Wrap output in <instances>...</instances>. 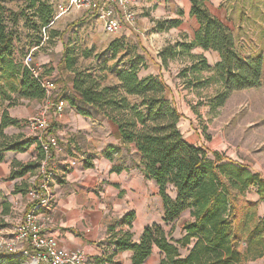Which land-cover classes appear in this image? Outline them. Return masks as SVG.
Segmentation results:
<instances>
[{
  "label": "trees",
  "instance_id": "16d2710c",
  "mask_svg": "<svg viewBox=\"0 0 264 264\" xmlns=\"http://www.w3.org/2000/svg\"><path fill=\"white\" fill-rule=\"evenodd\" d=\"M190 15L196 17L199 28L191 41L176 42L174 46L162 50L160 58L164 67L166 59L188 53L195 60L179 75L200 83L197 74L212 72L205 83L219 82L220 88L210 98L211 108L224 104L231 93L247 89L264 90V52L243 56L236 49L235 37L231 30L212 16L205 0H189ZM42 27L52 19V9L36 0H24ZM182 14V12H180ZM18 13L11 14L8 29L3 12H0V108L23 100L42 101L44 90L25 66H20L12 58L14 26ZM176 27L179 21L157 23L158 31ZM112 45H115L112 43ZM196 47L204 51L218 53L219 61L210 67L202 55H192ZM116 51V50H115ZM76 60L63 48L57 69L70 71L73 95L65 94L66 101L76 114L99 121H108L117 128L120 146H108L104 158L117 159L121 148L131 156V145L136 149L138 161L130 159L128 167L112 168L111 172L129 173L137 169L144 180L153 181L162 202V221L173 224L188 211L189 220L181 225L182 235L174 240L157 224L146 226L137 243L132 240L130 228L134 212H127L108 227L107 243L113 251L96 262L111 263L117 253L131 251V264H143L152 254L153 248L160 252L158 264H245L264 256V219L259 218L256 209L264 202V176L238 161L229 160L217 151H208L204 146L188 142L180 132L178 124L181 114L173 97H168L170 88L162 74L139 78L136 68L130 67L117 72V85L101 86L90 73L75 68ZM161 66V67H162ZM139 99L130 104L128 97ZM79 101L87 108L76 104ZM17 122L7 116L4 110L0 122V163L5 152H26L33 144L37 157L33 162L11 164L8 180L19 179L39 166L42 154L35 138L8 139L2 132L7 126ZM90 167V166H88ZM29 185L16 193L25 195ZM250 188H255L258 200L248 201L245 196ZM18 189V188H17ZM172 191L171 198L168 192ZM31 205L26 206L28 211ZM127 226L128 230L116 231L115 227ZM181 251H185L184 256Z\"/></svg>",
  "mask_w": 264,
  "mask_h": 264
},
{
  "label": "rangeland",
  "instance_id": "374dc122",
  "mask_svg": "<svg viewBox=\"0 0 264 264\" xmlns=\"http://www.w3.org/2000/svg\"><path fill=\"white\" fill-rule=\"evenodd\" d=\"M36 1L37 5L43 3L52 9L53 16L46 27L40 25L34 15L35 9L29 8L24 0H0V12L4 13L8 29L12 26L9 21L11 14L18 13L13 29L12 58L18 65L24 66V58L32 55L34 66L40 69L42 78L48 80L53 88L50 97L40 104L25 105L29 115L22 123L29 128L30 138H34L36 133L31 131L28 124L44 111L49 122L47 134H53L58 117L55 109L62 100L60 95L63 90L66 95L76 96L72 92L74 74L57 69L64 47L75 58L76 69L92 74L101 86H112L118 84L117 72L130 67L136 68L139 78L152 75V71L163 64L160 58L162 50L176 43L158 34L161 31L155 26L151 30L138 29L137 17L132 26L125 24L118 34H108L95 17L79 12L61 14L58 0ZM226 7L230 9V14L225 18L227 28L233 33L240 54L250 56L264 52V0H227ZM193 61L188 53H184L173 59L167 58L162 66V77L171 91L167 96L173 97L182 115L178 124L180 132L188 142L204 146L208 151H217L264 176V90L260 87L233 92L222 106L211 108L210 98L220 88L219 82L205 83L213 73H198L201 85L179 75ZM206 61L213 67L212 58ZM128 101L133 105L139 99L130 96ZM9 167L0 165V234H11L17 221L27 212L24 195L23 198L19 194L16 196V192L25 189L24 184L29 185L37 173V169H34L22 179L8 180L11 165ZM128 177L131 183L129 192H120V199L126 200L128 193L139 201L140 193H151V181L144 180L141 175ZM168 194L174 197L172 191L169 190ZM245 198L251 202L257 201L255 188H250ZM150 207L154 212V222L150 225L157 224L166 233L173 226L171 237L179 239L182 235L181 225L189 220L188 211L173 224L165 225L162 221L163 210L161 215L159 205L152 200ZM256 214L264 219V202L258 204ZM185 254V251H181L182 256ZM0 264H33L32 255L24 254V249L0 252ZM245 264H264V256Z\"/></svg>",
  "mask_w": 264,
  "mask_h": 264
},
{
  "label": "crops",
  "instance_id": "0c3cea01",
  "mask_svg": "<svg viewBox=\"0 0 264 264\" xmlns=\"http://www.w3.org/2000/svg\"><path fill=\"white\" fill-rule=\"evenodd\" d=\"M226 1H204L210 14L225 26H227L225 18L230 14ZM190 9L189 0H136L134 10L139 19L136 24L139 26L138 29L151 30L157 23L177 20L179 24L176 27L167 29L165 23V29L158 34H163L173 42H189L199 28L196 17L190 15ZM190 54L202 55L208 60L212 58L214 64L219 61L218 53L204 51L199 47L192 49ZM160 73L162 67L159 66L152 71V75ZM40 102L21 99L11 107H7L8 103L4 102L0 108V122L2 112L5 110L7 116L15 120L17 125L7 126L2 130L3 134L11 140L29 138L27 130L29 128L24 127L22 123L29 115V110L25 111V105ZM76 104L81 108H87L79 99ZM53 131L52 135L57 137L60 151L53 157L56 181L52 185V199L49 207L40 211L41 214L50 217V221L45 225L44 235L57 239L65 250L82 251L91 264H96L114 249L107 243L108 227L113 226L114 222L127 212L133 211L134 220L131 228L123 226L115 227V230L129 229L133 242L137 243L142 230L154 222V212L150 207L152 200L159 205L161 215L163 209L153 181L151 193L149 195L140 193L139 201L128 193L125 195L126 200L119 198L120 192H129L131 183L128 176L133 175L135 178L141 174L137 169L129 173L124 170L120 173L111 172V169L128 167L130 159L137 162L135 147L131 145V156L125 155L121 148L118 159L114 157L109 161L104 158L103 152L108 146H120L116 126L108 121L78 115L68 103L64 111L58 115ZM36 149V145L33 144L24 153L5 152L0 165L9 167L14 162L25 164L36 158L34 157L38 153ZM71 161L75 162L73 166L69 165ZM18 194L22 197L21 193H17L16 196ZM131 255V251L119 252L113 258V262L131 264ZM160 257L159 250L154 247L151 256L143 264H158Z\"/></svg>",
  "mask_w": 264,
  "mask_h": 264
},
{
  "label": "built area",
  "instance_id": "2783aa9c",
  "mask_svg": "<svg viewBox=\"0 0 264 264\" xmlns=\"http://www.w3.org/2000/svg\"><path fill=\"white\" fill-rule=\"evenodd\" d=\"M136 0H58L61 14L79 12L95 17L108 34H118L125 24H133L136 19L134 10ZM24 66L44 90L48 99L53 90L48 80L42 78L40 69L34 66L32 55L24 58ZM66 107V101H59L55 113L59 115ZM42 158L37 173L30 181L25 194L27 205L31 208L17 221L11 234H0V252H14L24 249V254L32 255L33 264H91L80 250H65L54 237L44 235L48 215L41 210L49 207L52 199V185L56 181L53 157L60 151L56 136L47 134L49 128L46 111L39 114L30 124ZM74 161L69 165L73 166Z\"/></svg>",
  "mask_w": 264,
  "mask_h": 264
}]
</instances>
